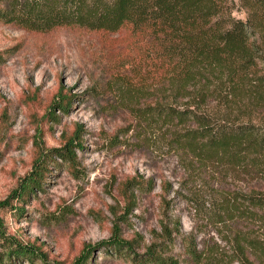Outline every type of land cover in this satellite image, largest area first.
Wrapping results in <instances>:
<instances>
[{
	"label": "rangeland",
	"instance_id": "1",
	"mask_svg": "<svg viewBox=\"0 0 264 264\" xmlns=\"http://www.w3.org/2000/svg\"><path fill=\"white\" fill-rule=\"evenodd\" d=\"M129 46L80 27L36 31L0 21V203L13 204L0 206V219L8 236L44 258L14 264H74L87 246V264H129L106 242L143 253L165 231L174 235L168 254L181 264H195L189 243L210 264H259L241 253L235 233L264 241V221L222 217L213 200L219 191L264 189V175L218 162L200 167L175 128L151 118L156 101L140 88ZM78 126L75 165L51 153L43 188L24 203L12 198L36 160Z\"/></svg>",
	"mask_w": 264,
	"mask_h": 264
},
{
	"label": "trees",
	"instance_id": "2",
	"mask_svg": "<svg viewBox=\"0 0 264 264\" xmlns=\"http://www.w3.org/2000/svg\"><path fill=\"white\" fill-rule=\"evenodd\" d=\"M0 21L36 31L80 27L124 37L136 55L130 62L140 88L155 98L151 118L174 127L173 137L200 167L218 162L264 175V0H9L0 2ZM81 130L42 154L12 198L24 203L43 188L51 153L74 166ZM213 202L222 217L264 221V189L219 191ZM6 205L13 204L0 203ZM15 211L23 215L24 208L17 204ZM163 237L143 253L117 238L105 247L129 264H181L168 254L173 232ZM235 240L249 261L251 255L264 264L263 240L242 230ZM0 247V264L44 261L40 250L8 236L1 219ZM93 250L87 246L74 264H87ZM186 252L195 264L213 262L190 243Z\"/></svg>",
	"mask_w": 264,
	"mask_h": 264
}]
</instances>
